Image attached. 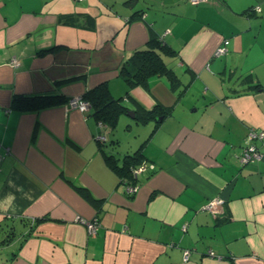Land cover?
I'll use <instances>...</instances> for the list:
<instances>
[{
    "label": "crops",
    "instance_id": "1",
    "mask_svg": "<svg viewBox=\"0 0 264 264\" xmlns=\"http://www.w3.org/2000/svg\"><path fill=\"white\" fill-rule=\"evenodd\" d=\"M151 38L177 50L164 57L177 88L124 81ZM101 83L134 113L171 111L100 129L92 107L12 108L15 95L69 99ZM251 128L264 129V0H0V264H264V140L260 160L239 159ZM139 149L155 169L128 195L106 155L122 164ZM215 196L219 217L201 209Z\"/></svg>",
    "mask_w": 264,
    "mask_h": 264
},
{
    "label": "trees",
    "instance_id": "2",
    "mask_svg": "<svg viewBox=\"0 0 264 264\" xmlns=\"http://www.w3.org/2000/svg\"><path fill=\"white\" fill-rule=\"evenodd\" d=\"M177 53V50L165 43L162 39L151 38L143 48L136 50L123 65L121 69L122 77L129 87H135L139 85L147 86L152 77L163 75L168 78L173 88H177L181 80L177 73L164 60V57H172ZM181 93H183V89H180L179 95ZM82 97L94 109L97 121H102L111 128L116 127L120 117L128 112L127 107L123 105L121 99L112 96L107 83H101L87 90ZM67 101L68 99L61 94H22L14 96L12 108L18 111L40 110L60 103H67ZM170 111L171 106H164L160 103L156 104L152 109L139 107L135 112V120L139 123H147L153 119L157 120L160 115L164 116L169 114ZM98 142L102 145L106 141ZM145 160L140 149L133 154L126 155L122 164H119L114 156L106 155L107 164L117 173L122 183H137L139 176H135L133 167ZM78 191L85 199L93 203L96 207L101 208V201L95 199L87 189L78 187ZM45 219L46 217L37 218L32 222V227L37 226L39 222ZM7 264L11 263L8 262Z\"/></svg>",
    "mask_w": 264,
    "mask_h": 264
},
{
    "label": "built area",
    "instance_id": "3",
    "mask_svg": "<svg viewBox=\"0 0 264 264\" xmlns=\"http://www.w3.org/2000/svg\"><path fill=\"white\" fill-rule=\"evenodd\" d=\"M188 1L193 3V4H199V3L208 2L210 0H188ZM257 10H260V8L258 7ZM228 44H229V40L226 39L223 42V44H221L215 50V53H214L215 56H221V55L225 54L228 50ZM11 64L14 66H18L20 64V62L16 57H14L11 60ZM66 104L68 107L79 109L82 112L88 111L89 108L91 107L89 102L86 99H84L82 97V95L69 98ZM98 125H99L100 129H103L106 126L102 121H98ZM96 139H97V141L105 142L106 136L102 131H100L96 135ZM257 139H263L264 140V129L258 130L255 128H251L247 134V139H246L247 142H246L245 146L243 147L242 152L239 156L240 162L242 164L253 163V162H256L262 158L263 154L259 150L258 146L255 144V140H257ZM154 169H155L154 163L145 160L142 163H140L139 165H136L135 167H133V172H134L135 176L138 177V176L147 174L149 172H152ZM123 184L125 185V190H126L128 195H134L139 189V185L137 183L124 182ZM224 205H225V199L222 198L221 196H215V197L209 199L201 207V209L210 212L215 217H219L224 212ZM78 220L80 223L84 224L87 227L88 232L90 234H96L99 227L101 226V223L97 218L90 220V219H85V218L80 217ZM182 230L183 231L187 230V224H184L182 226ZM190 254H191L190 249L184 250V259L187 260L190 257ZM209 254L214 255V252L209 251Z\"/></svg>",
    "mask_w": 264,
    "mask_h": 264
},
{
    "label": "water",
    "instance_id": "4",
    "mask_svg": "<svg viewBox=\"0 0 264 264\" xmlns=\"http://www.w3.org/2000/svg\"><path fill=\"white\" fill-rule=\"evenodd\" d=\"M127 115L131 116L132 118H135L134 111L128 110ZM158 119L160 120L163 119V116L158 117Z\"/></svg>",
    "mask_w": 264,
    "mask_h": 264
}]
</instances>
